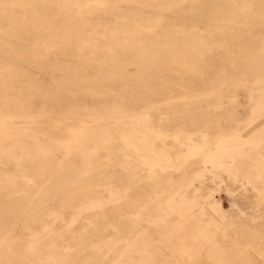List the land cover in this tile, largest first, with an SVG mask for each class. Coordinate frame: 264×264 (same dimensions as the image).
I'll return each mask as SVG.
<instances>
[{"label": "rangeland", "instance_id": "rangeland-1", "mask_svg": "<svg viewBox=\"0 0 264 264\" xmlns=\"http://www.w3.org/2000/svg\"><path fill=\"white\" fill-rule=\"evenodd\" d=\"M134 258L264 264V0H0V264Z\"/></svg>", "mask_w": 264, "mask_h": 264}, {"label": "bare ground", "instance_id": "bare-ground-1", "mask_svg": "<svg viewBox=\"0 0 264 264\" xmlns=\"http://www.w3.org/2000/svg\"><path fill=\"white\" fill-rule=\"evenodd\" d=\"M214 7V6H213ZM43 11V10H42ZM136 18V17H135ZM127 39V38H126ZM34 65V64H33ZM68 66V65H67ZM31 67V66H30ZM259 75H261V74H259ZM257 76V77H260V76ZM72 78V77H71ZM70 78V79H71ZM89 78H90V76H89ZM88 78V79H89ZM111 78V77H110ZM139 78V77H138ZM153 78V77H152ZM64 79V78H63ZM62 79V80H63ZM66 79V78H65ZM76 79V78H75ZM81 79V78H80ZM155 79V78H154ZM74 80V79H73ZM83 81L84 80H87V79H82ZM91 79H89V81H90ZM94 80V79H93ZM112 80V79H111ZM140 80H143V79H140ZM77 81V80H76ZM79 82L81 81V80H78ZM88 81V82H89ZM65 82H69V81H65ZM72 82V81H71ZM71 82H69V83H71ZM92 82V81H91ZM134 82V81H133ZM77 83V82H76ZM75 85V84H74ZM11 88V87H10ZM187 92V91H186ZM195 92V95H203V91L202 90H198V91H194ZM125 103V102H124ZM126 104V103H125ZM125 104H115V105H112V106H109L108 108H107V115L109 116H112V117H115V119L118 121V122H120L119 120H120V116L122 115V114H124V113H126V111L129 109V107L131 106V105H125ZM50 114V113H49ZM102 117V116H101ZM101 117H99L97 120H102L101 119ZM122 126V125H121ZM89 127V126H88ZM86 129H87V127H85L84 129H82V130H80V131H73L72 132V134H71V136H70V138H69V141H70V146H72V147H74V146H76L77 144H83L84 143V141L85 140H87L88 138L86 137L85 138V136L83 135V132L84 131H86ZM41 130V129H40ZM90 139V138H89ZM91 142V141H90ZM20 144V143H19ZM79 146V145H78ZM31 218V217H30ZM219 240L221 241V242H224L223 241V238H218L217 240H216V242L218 241L219 242Z\"/></svg>", "mask_w": 264, "mask_h": 264}, {"label": "crops", "instance_id": "crops-1", "mask_svg": "<svg viewBox=\"0 0 264 264\" xmlns=\"http://www.w3.org/2000/svg\"><path fill=\"white\" fill-rule=\"evenodd\" d=\"M106 211H107V209H105ZM97 214H100V212L99 211H97ZM154 251V250H153ZM155 251H158V250H155ZM157 253V252H156ZM125 263V262H124ZM117 264H119V263H117ZM129 264H141V262H137L136 261V259L134 258V259H132V261H130V263Z\"/></svg>", "mask_w": 264, "mask_h": 264}]
</instances>
